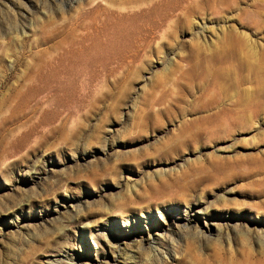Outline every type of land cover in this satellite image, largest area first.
<instances>
[{
  "label": "rangeland",
  "instance_id": "374dc122",
  "mask_svg": "<svg viewBox=\"0 0 264 264\" xmlns=\"http://www.w3.org/2000/svg\"><path fill=\"white\" fill-rule=\"evenodd\" d=\"M0 264H264V0H0Z\"/></svg>",
  "mask_w": 264,
  "mask_h": 264
},
{
  "label": "bare ground",
  "instance_id": "6f19581e",
  "mask_svg": "<svg viewBox=\"0 0 264 264\" xmlns=\"http://www.w3.org/2000/svg\"><path fill=\"white\" fill-rule=\"evenodd\" d=\"M132 16L135 17V14H133ZM108 37H109L108 41L106 42L98 41L97 43H95L93 47H90L88 49L86 54L81 53L77 61L79 63V66L80 64L89 65L91 63H98L100 61H104L106 63V61L110 59L122 58V56L125 57V55L128 54L129 48L131 47L130 41L134 39V42H139L143 37V35H141L137 29L132 28L129 31H124L123 33L114 31L113 34L108 35ZM162 213H166V212H162ZM162 213L161 215L163 217V220L167 221L168 220L167 215L166 214L163 215ZM138 244L139 245L142 244V239L138 241Z\"/></svg>",
  "mask_w": 264,
  "mask_h": 264
}]
</instances>
